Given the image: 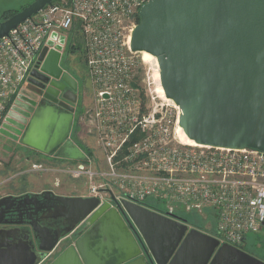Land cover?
<instances>
[{"label": "water", "instance_id": "1", "mask_svg": "<svg viewBox=\"0 0 264 264\" xmlns=\"http://www.w3.org/2000/svg\"><path fill=\"white\" fill-rule=\"evenodd\" d=\"M53 1L34 0L1 20L0 38ZM64 44L60 35L55 48L43 46L29 71L49 84L46 94L57 105L38 103L20 141L47 155L85 161L70 137L77 82L60 64ZM130 48L156 57L160 83L178 105L179 125L189 138L264 151V0H149L139 10ZM111 200L51 190L9 194L0 197V224L29 225L44 253L84 223L49 264H207L213 253L208 264H216L226 245L237 254L231 264H264L189 229L177 214Z\"/></svg>", "mask_w": 264, "mask_h": 264}, {"label": "built area", "instance_id": "2", "mask_svg": "<svg viewBox=\"0 0 264 264\" xmlns=\"http://www.w3.org/2000/svg\"><path fill=\"white\" fill-rule=\"evenodd\" d=\"M148 1L56 0L2 36L0 128L42 47L55 48L60 35L66 44L78 25L93 93L77 124L94 139L101 159L83 150L87 159L63 170L74 179L85 177L86 196L100 203H113L112 197L150 202L152 210L168 216L209 210L219 240L243 246L245 236L264 225V151L182 143L178 105L158 93L143 102L134 87L140 52L131 50L130 38Z\"/></svg>", "mask_w": 264, "mask_h": 264}, {"label": "rangeland", "instance_id": "3", "mask_svg": "<svg viewBox=\"0 0 264 264\" xmlns=\"http://www.w3.org/2000/svg\"><path fill=\"white\" fill-rule=\"evenodd\" d=\"M34 0H0V21L10 11L20 10ZM71 42V46L69 43ZM143 53L140 51V67L136 71L134 87L141 95L143 102L150 103L149 94L157 93L164 99H170L165 95L164 89L160 83V73L158 61L146 62L142 59ZM84 56V46L80 34L79 26L75 25L66 38V44L63 49L60 64L64 70L70 72L75 78L78 86V101L75 104L74 124H73V141L84 151L90 152L92 156L101 159V153L98 151L94 139L86 134L83 125L77 124L79 112L85 107L92 104V85L86 74ZM69 73V74H70ZM151 83V92L148 88V80ZM31 92L23 87L20 95L12 103V108L7 116L5 123L0 129V197L5 195H19L22 190L41 189L43 186L51 187L59 192L72 194L73 196H85L88 193V185L85 177L72 178L63 168L69 164H74V159L56 157L36 151L23 145L20 141L29 118L38 104L32 100ZM148 95V96H147ZM157 101L160 98H156ZM172 100V99H171ZM174 103V102H173ZM182 141L191 143L187 136H181ZM94 163V162H93ZM101 163H94L92 166L97 167ZM36 164V165H34ZM96 164V165H95ZM58 178V179H57ZM50 179V180H49ZM57 179L59 186L52 185V180ZM24 182L26 184H24ZM40 192V191H37ZM35 193V192H32ZM161 210H165L164 203H159ZM208 218H204L200 213L192 211L185 212L178 210L177 215L186 219L189 223L203 228H215V218L209 210ZM16 226L17 225H12ZM211 232V231H210ZM74 236V235H73ZM72 236V237H73ZM225 243V242H223ZM245 252L264 262V225L257 232H250L245 236ZM221 264L235 262L236 253L231 246L220 249Z\"/></svg>", "mask_w": 264, "mask_h": 264}, {"label": "crops", "instance_id": "4", "mask_svg": "<svg viewBox=\"0 0 264 264\" xmlns=\"http://www.w3.org/2000/svg\"><path fill=\"white\" fill-rule=\"evenodd\" d=\"M10 111L11 110H9L8 113H10ZM57 179H55L54 181L52 180V185L53 186L55 185V187L59 186V181ZM24 184H26V183L24 182ZM44 190H51L54 193L59 194V195H63V196H73L72 194L65 193V192H59V190H56V189L51 188V187H46V186H43L41 189H36V190L35 189L22 190L20 193L24 194L27 192H37V191L41 192ZM83 197H84V195H83ZM154 205L155 204L148 202V204L145 203V205H143V206L148 208L149 210H152L155 207ZM198 213H200L204 218L209 217V213H207L205 211L198 212ZM187 223L189 224V229L195 228L198 231H200L201 233H204V234H207L209 236L216 238L219 241V245L223 244V241L219 240V238L215 234V229H212V228L210 229L209 227L203 228V227H200L197 225L195 226V225L189 223L188 221H187ZM17 226L18 227L8 225V224H3V223L0 224V241L2 243V246L0 247V264H22V261H21L22 260L21 259L22 254H24L25 258L28 256L26 251L22 252L20 250V248H21L20 244H22L23 242L30 246V249H31L30 254L35 255L31 259V261L28 262L27 264H49L62 251V249L64 247H66L71 241L72 242L74 241L72 239L73 238L72 236L76 231L75 230L74 232L69 233V234L67 233L66 236L60 238L59 242L54 246V248L51 251L43 253L38 248V243L36 242V240L33 236L32 230H30V226L29 225H17ZM19 245H20V248L18 247ZM213 255H214V253H213ZM213 255H212V257H213ZM211 258L207 262V264L211 261Z\"/></svg>", "mask_w": 264, "mask_h": 264}, {"label": "flooded vegetation", "instance_id": "5", "mask_svg": "<svg viewBox=\"0 0 264 264\" xmlns=\"http://www.w3.org/2000/svg\"><path fill=\"white\" fill-rule=\"evenodd\" d=\"M70 73V72H69ZM70 75L71 76H73L71 73H70ZM75 79V78H74ZM49 84L48 83H44L43 82V80H42V78H36V77H29V74L27 75V77H26V80H25V83H24V87L26 88H28L29 90H30V92H31V94H30V98L32 99V100H36V103H52V104H55V105H57V102H55V103H53L50 99H49V97L47 96V94H46V89H47V86H48ZM75 93H76V102L75 103H73V105H74V108H75V104L77 103V101H78V95H79V91H78V86L76 85V91H75ZM61 95V93L59 94V96H58V99H59V101L62 99V97L60 96ZM73 124H74V122H73ZM72 128H73V125H72ZM72 128H71V132H70V137L71 138H73V136H72V134H73V130H72ZM86 227V225L84 224V223H82L77 229H76V231H75V233H74V235L76 234V232L77 231H79V230H82V229H84ZM73 237H75V236H73ZM1 245H2V243H1V241H0V247H1ZM20 245H21V248H20ZM18 247L20 248V250L22 251V252H27V254H28V256L25 258L24 257V254H22V264H27L28 262H30L31 261V259L35 256V255H33V254H30V246L29 245H27L26 243H22V244H20ZM244 245L243 246H240V247H238L239 249H241L242 251H246L244 248ZM18 253V252H17ZM26 254V255H27ZM19 261V260H18ZM235 261H236V259H235ZM232 262H228L227 264H231ZM216 264H221V262L219 263H216ZM225 264V263H224Z\"/></svg>", "mask_w": 264, "mask_h": 264}, {"label": "bare ground", "instance_id": "6", "mask_svg": "<svg viewBox=\"0 0 264 264\" xmlns=\"http://www.w3.org/2000/svg\"><path fill=\"white\" fill-rule=\"evenodd\" d=\"M142 53H143V57H142V59L143 60H145L146 62H152V61H157V59H156V57L155 56H153L151 53H149V52H147V51H141ZM159 95V94H158ZM166 100H168V99H166ZM168 101H170V102H172L173 103V101L171 100V99H169ZM178 135H179V138H180V141L182 142V143H185V142H183L182 141V137L181 136H187L186 135V133L184 132V130H183V128L181 127V126H178ZM188 137V136H187ZM189 138V137H188ZM189 140H190V142L191 143H187V144H189V145H195V146H197V145H200V144H198V143H196L193 139H191V138H189ZM2 246V245H1ZM3 248V247H2ZM5 259V258H4ZM2 261V260H1Z\"/></svg>", "mask_w": 264, "mask_h": 264}, {"label": "trees", "instance_id": "7", "mask_svg": "<svg viewBox=\"0 0 264 264\" xmlns=\"http://www.w3.org/2000/svg\"><path fill=\"white\" fill-rule=\"evenodd\" d=\"M54 1H56V0H54ZM16 11H18V10H14V11H10V12H8V13L3 17V19L9 17L10 15H12V14H13L14 12H16ZM137 21L139 22V17H138ZM69 45L71 46V42L69 43ZM146 203H147V202H146ZM147 204H148V203H147Z\"/></svg>", "mask_w": 264, "mask_h": 264}]
</instances>
